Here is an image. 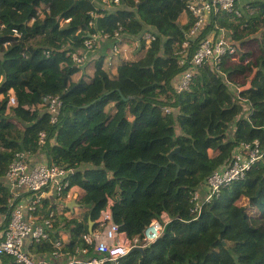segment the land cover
<instances>
[{
  "label": "trees",
  "instance_id": "obj_1",
  "mask_svg": "<svg viewBox=\"0 0 264 264\" xmlns=\"http://www.w3.org/2000/svg\"><path fill=\"white\" fill-rule=\"evenodd\" d=\"M144 2L0 0V233L12 212L5 175L15 155L28 152L36 163L73 170L71 188L79 194L77 216L49 199L37 209L40 223L55 213L50 240L32 248L38 256L52 254L60 232L69 236L65 251L72 253L112 201L113 219L131 239L163 214L171 219L144 253L130 252L118 264H264V155L198 216L192 212V194L206 193L207 179L242 143L258 141L264 152V0L251 2L241 19L218 15L190 44L192 56L214 24L235 36L240 29L259 33L255 61L228 66L224 59L220 70L207 63L181 94L173 82L188 68L176 56L192 24L180 21L186 3ZM117 32L132 38L150 32L156 40L148 48L142 41L137 60L108 67L99 56L92 75L85 67L96 52L87 64L71 56L94 38L93 49L101 40L111 48ZM253 74L250 89L239 95L235 79ZM54 97L63 106L51 124ZM1 263L17 264L10 256Z\"/></svg>",
  "mask_w": 264,
  "mask_h": 264
},
{
  "label": "built area",
  "instance_id": "obj_2",
  "mask_svg": "<svg viewBox=\"0 0 264 264\" xmlns=\"http://www.w3.org/2000/svg\"><path fill=\"white\" fill-rule=\"evenodd\" d=\"M184 1L192 24L187 39L176 54L179 66H188L187 70L173 82L178 94L189 90L198 70L207 63L216 70H220L224 59H227L228 66L247 65L251 62L246 58L241 60V48L235 43L233 32L222 28L219 24H214L210 32L199 41V47L192 56L190 44L203 35L218 15L227 14L241 19L246 10L251 11V2L257 0ZM120 2L121 0H104L103 4L110 7L113 3L119 5ZM114 38L116 43L109 49L111 55L119 56L124 61H133L131 57L122 54L120 45L123 48L125 41H132L135 38L120 35L119 32ZM98 39L88 41L86 43L88 49L85 52L71 55L77 64L89 63L96 52L93 49L94 41ZM104 39L109 41L110 36L106 35ZM138 39L140 44L145 41L148 48L156 37L149 32ZM140 49L141 47L138 48L139 51ZM124 50L126 51L127 48ZM115 62L112 63L110 60L108 65L106 59L108 67H112ZM249 77L244 85L235 86L239 95L250 89L255 74ZM10 104H16L14 96L11 97ZM62 106L63 102L59 97L49 98L48 111L51 114V124L58 122ZM165 113L170 114L171 110L165 108ZM46 138L47 135L41 133L39 144H45ZM263 155L264 152L258 141L252 144L242 143L228 164L207 179L206 193L202 195L201 190H198L192 194L193 214L198 216L206 204L220 195L223 188L243 180L251 168L261 161ZM73 173V170L49 166L47 163H36L28 152H19L15 155L5 175V182L12 194L10 200L12 212L8 228L0 233V264H2L3 256L14 258L17 264H118L119 260L132 252L134 248L145 249L154 244L163 235L166 225L171 222L170 217L163 214L160 219L154 220L142 235L131 239L115 223L111 209L113 202L110 201L96 221L97 227L83 236L82 245L75 247L72 253L65 251L70 248L69 236L60 232V239L55 243L52 254L48 257L38 256L32 252V248L50 240L55 213H51L48 219L40 223L39 216L36 215L37 209L45 199L51 200L53 204L64 209L72 195L70 175ZM69 215L70 213L67 214Z\"/></svg>",
  "mask_w": 264,
  "mask_h": 264
},
{
  "label": "rangeland",
  "instance_id": "obj_3",
  "mask_svg": "<svg viewBox=\"0 0 264 264\" xmlns=\"http://www.w3.org/2000/svg\"><path fill=\"white\" fill-rule=\"evenodd\" d=\"M189 19L188 17V14H184L180 21L181 23H187V20ZM1 27V26H0ZM237 36H235V34L233 35V38L235 36V43L238 44V47H241V51H240V57H241V60H242V53H247V52H250V54L252 53V55L248 58H246V60H249V61H255V59L258 57L259 55V47H258V42H257V39L259 36V33L258 34H251V31H242L241 29L238 31V33H236ZM139 38V37H138ZM138 38H135L133 39L132 41H125V43L123 44V48L121 47L120 45V48L122 49V54L123 55H127L129 57H131L132 60H137L139 58L142 57L143 54H141V52L138 50L139 47H141V44L138 42L139 39ZM245 41V45L242 47V42ZM101 42V43H100ZM96 48V56H95V59L93 60V62L91 61L90 64H88L86 67H85V72H93L94 71V61L99 59V56H102L104 54H106V59H107V64H108V61H112V63L114 61H118L120 60L119 56H114V55H111V51L110 50H106V47L107 45H105V41L104 40H101ZM124 48H127V50L125 51ZM109 65V64H108ZM111 72H116V69H112ZM250 78V77H249ZM236 82L240 85V84H243L246 83V80L244 81L243 80V77H238L237 79H235ZM249 82V79L247 81V83ZM0 99H2V97H0ZM72 196V195H71ZM244 204L246 203V201L243 202ZM251 212V211H250Z\"/></svg>",
  "mask_w": 264,
  "mask_h": 264
},
{
  "label": "crops",
  "instance_id": "obj_4",
  "mask_svg": "<svg viewBox=\"0 0 264 264\" xmlns=\"http://www.w3.org/2000/svg\"><path fill=\"white\" fill-rule=\"evenodd\" d=\"M183 24V23H182ZM186 23H184L183 25H185ZM110 48L106 47V50L108 51ZM102 56H106V54L102 55ZM89 73V72H88ZM116 73V72H114ZM90 75L93 74V72L89 73ZM37 160V159H36ZM78 193L76 192V190L73 188L72 189V196L68 199V201L66 202V207H68L70 209L71 212H73V214L70 213L69 217L72 216H77L79 214V210H78V206L76 204V200L78 197ZM59 211H62L63 209L59 208Z\"/></svg>",
  "mask_w": 264,
  "mask_h": 264
},
{
  "label": "water",
  "instance_id": "obj_5",
  "mask_svg": "<svg viewBox=\"0 0 264 264\" xmlns=\"http://www.w3.org/2000/svg\"><path fill=\"white\" fill-rule=\"evenodd\" d=\"M146 2H147V0H145L144 3H146ZM178 152H179V149H176L171 155H169V158H172L173 155H174L175 153H178ZM93 227H94V224H93V223H90V232L92 231ZM144 250H145L144 248L138 247V248H134V249L132 250V252H140V253H144Z\"/></svg>",
  "mask_w": 264,
  "mask_h": 264
}]
</instances>
